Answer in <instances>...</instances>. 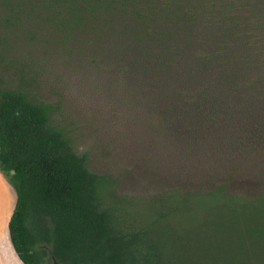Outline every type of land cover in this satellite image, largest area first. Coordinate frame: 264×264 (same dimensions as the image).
<instances>
[{
  "label": "trees",
  "instance_id": "obj_1",
  "mask_svg": "<svg viewBox=\"0 0 264 264\" xmlns=\"http://www.w3.org/2000/svg\"><path fill=\"white\" fill-rule=\"evenodd\" d=\"M110 64L188 122L240 119L264 130V0H0ZM145 89V90H144ZM260 101L248 120L237 110ZM252 108V107H251ZM52 109L0 90V172L24 264H264V182L171 191L134 212L111 206Z\"/></svg>",
  "mask_w": 264,
  "mask_h": 264
},
{
  "label": "rangeland",
  "instance_id": "obj_2",
  "mask_svg": "<svg viewBox=\"0 0 264 264\" xmlns=\"http://www.w3.org/2000/svg\"><path fill=\"white\" fill-rule=\"evenodd\" d=\"M85 55L30 17L0 11V90L51 107L52 123L104 177L111 206L134 212L171 191L229 184L249 195L261 187L264 130L255 139L234 117L188 122L123 72ZM260 104L237 110L251 122Z\"/></svg>",
  "mask_w": 264,
  "mask_h": 264
},
{
  "label": "crops",
  "instance_id": "obj_3",
  "mask_svg": "<svg viewBox=\"0 0 264 264\" xmlns=\"http://www.w3.org/2000/svg\"><path fill=\"white\" fill-rule=\"evenodd\" d=\"M15 205L14 189L0 172V264H24L12 245L9 232Z\"/></svg>",
  "mask_w": 264,
  "mask_h": 264
}]
</instances>
